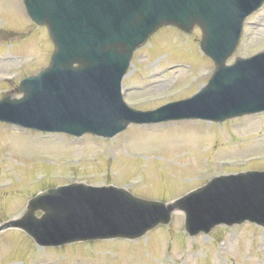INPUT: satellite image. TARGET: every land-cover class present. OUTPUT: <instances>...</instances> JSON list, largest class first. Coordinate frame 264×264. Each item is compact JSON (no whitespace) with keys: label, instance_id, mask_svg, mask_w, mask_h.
<instances>
[{"label":"rangeland","instance_id":"1","mask_svg":"<svg viewBox=\"0 0 264 264\" xmlns=\"http://www.w3.org/2000/svg\"><path fill=\"white\" fill-rule=\"evenodd\" d=\"M246 20V30L228 62L264 48V4ZM27 25L22 0H0V57L4 58L0 61V78L16 75L23 63L21 75L35 71L52 49L43 28L34 26L9 34ZM21 35L26 36L19 38ZM199 37L198 27L189 32L172 27L157 30L133 53L122 79L127 102L141 109L152 108L199 89L208 74L198 73L213 65L200 51ZM38 39L45 42V48L39 47ZM8 54L13 58L5 60ZM182 61L191 67L180 65ZM187 78L194 81L189 90L183 87ZM16 81L0 80V95L7 91L20 95L14 87ZM179 88L182 91L178 92ZM145 93L150 97L144 99L141 95ZM28 131L0 122L3 220L20 214L41 189L69 182L66 175L96 184L116 183L136 193L169 200L213 174L264 167V111L218 124L190 119L131 123L111 138L85 134L71 141L68 134L41 137L42 132ZM257 154L262 156L250 157ZM73 156H81V162L72 164L77 161ZM225 156H233L236 161L215 166L216 159ZM203 167L208 170L201 171ZM182 217L175 213L169 224L137 240L108 239L61 247H37L23 232L9 228L0 233V264H264V227L251 223L220 225L207 235L188 236L182 228Z\"/></svg>","mask_w":264,"mask_h":264},{"label":"water","instance_id":"2","mask_svg":"<svg viewBox=\"0 0 264 264\" xmlns=\"http://www.w3.org/2000/svg\"><path fill=\"white\" fill-rule=\"evenodd\" d=\"M173 2L175 3V0ZM174 7L173 4L171 9ZM229 13L222 7L210 6L200 14L204 16V20L198 15H188L185 19L166 17L161 18L160 21H171L183 28L189 23L197 21L204 32L202 45L205 46L209 30L225 24ZM44 14L45 12L40 15ZM42 21L46 22L45 19ZM127 23H132L135 27L138 24L134 20L127 21ZM55 53L52 56L53 60ZM217 62L220 71L225 66L221 60ZM52 67L53 61L50 65V68ZM217 73V77H214L210 87L218 88L219 95L224 100L222 116L236 111L241 113L258 108L253 104L226 107L227 103L236 105L233 94L230 92L233 86L226 83L224 72ZM19 89L25 91V98L33 93L32 89L27 91L24 86ZM198 96L200 99V95ZM20 103L21 100L18 104ZM14 104L16 105V101H11L9 95L3 97L0 100V118L4 116L2 113H9L11 107L8 106ZM166 107H169L170 110H167ZM175 115H178L177 106L170 103L153 111L150 116L158 118ZM220 181H222L220 184H224V188L218 192H212L214 184ZM45 191L29 201L28 209L23 217L13 224L24 227L27 231L32 232L39 241L47 244H58L90 236H140L157 223L168 222L171 211L174 209L184 211V225L190 234L201 230L207 231L219 222L232 224L244 218L255 219L264 224V171L241 172L236 176H230L228 180L214 178L206 186L189 192L175 202L166 203L136 197L124 188L114 186L92 189L83 184H70L60 186L58 190L48 188ZM55 192H69V194L61 195L60 193L55 194ZM36 209L42 211L38 216L34 214ZM27 219L28 223H26Z\"/></svg>","mask_w":264,"mask_h":264}]
</instances>
